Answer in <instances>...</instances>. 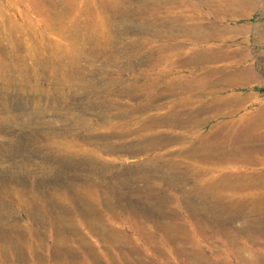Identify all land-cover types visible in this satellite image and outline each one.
I'll use <instances>...</instances> for the list:
<instances>
[{"label": "rangeland", "instance_id": "rangeland-1", "mask_svg": "<svg viewBox=\"0 0 264 264\" xmlns=\"http://www.w3.org/2000/svg\"><path fill=\"white\" fill-rule=\"evenodd\" d=\"M58 1L0 0V46L12 48V54L18 56L14 61L6 54L5 61L23 63L24 78L29 80L21 82L22 67L13 65L2 81L4 88L0 87V264H138L136 254L147 264H264V159L254 157L263 158L264 144H251L259 140L258 131L264 135L262 100L250 101L236 113L251 126L260 122L248 130V143L232 144L238 139L225 126L231 117L228 93L254 90L264 94V0H248L260 6L247 9L249 15L241 9L225 13V0H118L102 15L114 17L116 28L110 30L117 37L113 46L120 48V56L106 62L96 57L82 59L85 73L75 74L66 89L49 90L44 76L40 92L33 87L35 47L67 44L70 39L61 28H46ZM87 2L91 0H77V5L68 0L61 21H71ZM97 2L92 0L90 5L98 15ZM169 2L173 7L167 9ZM123 9L129 11V19ZM200 14L206 15L205 23L201 24ZM194 15L201 20L190 19ZM193 25L198 28L195 34L189 29ZM85 37L82 31L80 45L86 51L97 47L94 39ZM206 46L216 52L210 62L164 57L179 51L187 56L193 47L205 51ZM123 47L138 55L132 70L125 66L129 59L121 54ZM23 55L25 60L20 58ZM118 62L124 65L122 69L116 66ZM210 67L212 72L207 73ZM152 83L157 85L155 92ZM192 83L196 91H185L184 86ZM97 86L100 88L95 89ZM189 97L194 98L192 103L177 105ZM143 103L146 106L135 108ZM176 108L182 111L177 119L193 111L198 112V121L184 127L171 119L162 120ZM149 116L156 119L150 124L153 134L164 136L162 144L147 152L131 151L130 147L145 141L139 136L144 131L136 120ZM130 119L133 121L128 122ZM205 133L209 137H199ZM113 143L121 147L106 150ZM157 153H163L160 159ZM145 158H151L152 164L144 162ZM95 184L101 200L93 198L97 214L87 215L77 195L83 189H94ZM149 185L153 187L148 189ZM120 205L126 211L116 215ZM126 217H133L135 223ZM105 228L116 233L118 241L104 236ZM146 231L155 240L151 244L145 239ZM129 240L134 254L125 247ZM192 240L200 248L198 256H189L192 261L170 249L164 251V258L153 248L159 241L165 246L183 243L196 247ZM56 244L62 249L54 253ZM87 247L94 252L91 262Z\"/></svg>", "mask_w": 264, "mask_h": 264}, {"label": "bare ground", "instance_id": "bare-ground-1", "mask_svg": "<svg viewBox=\"0 0 264 264\" xmlns=\"http://www.w3.org/2000/svg\"><path fill=\"white\" fill-rule=\"evenodd\" d=\"M73 1V5L76 4V1L77 0H71ZM96 1V0H95ZM107 0H99V3L97 4V10H99L98 13L100 14H96L94 12V9L92 8V5H90V3L87 4L85 3V7L84 8H81L80 13H78L79 15H76L75 17L71 18V21L67 22V23H64L62 22L61 20L64 18V12H65V9H66V5L65 3L68 4V0H63V1H58V4H57V11L55 12L54 15L51 16V19L53 20H56L58 21L59 20V24L56 23V21H50L46 24V28H61L62 30H64L65 32L64 33H68L69 36H70V39L67 41L68 43L67 44H59L58 46H49V45H46V46H37L35 47L36 48V55H35V60H36V78H35V82L33 83V87L38 90V91H42L43 88H42V79L43 77L45 76L47 79V83H48V89H57L59 90V87H62L63 89H66L69 84L71 83L72 81V78L73 76H76L75 74H84L85 73V69L83 67V64L81 63V60L82 59H85V61H89V59L91 58H100V61L101 60H104L103 62H106V61H111V60H114L117 56V54L120 56V48L119 47H115L113 46V44H115L116 40H117V37H112L113 36V32L111 31L113 28L112 27H115V21H114V17L112 15H109L108 13V16H104L102 15L104 12H106L107 10H109L110 8H107V7H110L112 5H116L118 0H111L110 2H106ZM120 1V0H119ZM124 1V0H123ZM153 1V0H152ZM220 1V0H217V2ZM221 1H224V0H221ZM52 2V1H51ZM121 2V1H120ZM132 3V1H129ZM216 2V3H217ZM229 2V3H228ZM50 3V2H49ZM62 3V4H61ZM186 3V2H185ZM224 3H226L228 6L227 9H224L222 11H224L225 13H227V10H233L235 13H237L240 9L241 11H245L247 9L251 10V9H257L258 7H260L257 3H250L248 0H225ZM224 3L222 2H219V4H222V5H225ZM121 4V3H120ZM119 4V5H120ZM130 4V3H129ZM194 4V3H193ZM217 4V5H219ZM71 5V6H73ZM77 5V4H76ZM123 5V4H122ZM125 5V4H124ZM123 5V6H124ZM183 5V4H182ZM60 6H62L60 8ZM118 6V5H117ZM185 6V5H184ZM184 6H182L184 8ZM188 6V4H187ZM199 6V5H198ZM126 7V6H125ZM167 9L170 8V7H173V4H171L170 2L167 4V6H165ZM162 8V7H161ZM191 8V7H190ZM189 8V9H190ZM204 8V7H202ZM226 8V7H224ZM152 9V8H151ZM179 9V8H178ZM194 9V8H193ZM129 10V9H128ZM154 10V9H153ZM197 10V9H195ZM111 11V9H110ZM109 11V12H110ZM193 11V10H192ZM252 11V10H251ZM97 12V11H96ZM118 11H116L117 13ZM131 12V11H130ZM154 12V11H153ZM158 12V11H157ZM216 12V11H215ZM230 12V11H229ZM228 12V13H229ZM111 13V12H110ZM115 13V14H116ZM227 13V14H228ZM247 13L248 15L250 14V12L247 10ZM83 14H86V16H84ZM123 14L125 15L126 14V19H129V11H127L126 9H123ZM216 14V13H215ZM214 14V15H215ZM220 14V13H218ZM232 14V13H230ZM240 14V13H239ZM242 14V13H241ZM67 15V14H66ZM201 15V14H200ZM222 15V13H221ZM121 16V15H120ZM119 16V18H120ZM155 16V15H154ZM159 16V14H158ZM202 16V15H201ZM206 16V15H205ZM205 16L203 17L202 16V20L200 18H196V16H191L190 19H192L193 21L194 20H201V24L202 23H205L204 21L205 20ZM217 16V15H216ZM223 16V15H222ZM242 16V15H241ZM245 16H247V14L245 13ZM118 17V16H117ZM136 18L138 16H135ZM219 17V16H218ZM227 17V16H226ZM135 18V19H136ZM156 18V17H155ZM171 18V16H170ZM169 18V19H170ZM217 18V17H216ZM224 18V17H223ZM118 19V18H117ZM116 19V20H117ZM131 19V18H130ZM133 19V18H132ZM131 19V20H132ZM143 19V18H142ZM218 19V18H217ZM220 19V18H219ZM134 20V19H133ZM171 20V19H170ZM187 20V19H185ZM3 21V20H2ZM85 21V22H83ZM122 21V20H121ZM147 21H149L147 19ZM165 21V20H164ZM183 21V20H182ZM171 23L173 21H170ZM183 23V22H182ZM126 24V23H125ZM138 24V22H137ZM140 24V23H139ZM148 24V23H147ZM178 24V23H177ZM241 24V23H240ZM135 25V24H134ZM145 24H143L144 26ZM173 25V23H172ZM245 25V24H244ZM118 26V25H117ZM131 26V25H129ZM154 26V25H153ZM9 27V26H8ZM142 27V26H140ZM145 27V26H144ZM149 26L146 25V28H148ZM6 28V27H5ZM11 28V26H10ZM111 28V30H110ZM150 28V27H149ZM159 28V27H158ZM164 28V27H163ZM151 29V28H150ZM153 29V28H152ZM156 29V28H154ZM190 31L195 34L197 33L198 31V28H196L194 25L192 27L189 28ZM118 30V29H117ZM180 30V29H179ZM82 31L83 33L87 36L85 37L84 39L86 38H91V39H94L95 42L93 41L92 43H94L97 47L93 48L92 50L90 51H86L85 49V46L83 45H80V42L82 41ZM144 31V30H143ZM165 31V30H164ZM170 31V29H169ZM167 31V32H169ZM182 31V30H181ZM184 31V30H183ZM29 32V31H28ZM119 32V31H118ZM23 33V32H22ZM26 33V32H25ZM221 34V33H220ZM199 36H201V33L199 34ZM198 36V37H199ZM24 39V38H23ZM145 37H143L141 40L142 41H145ZM212 39V38H211ZM210 38H207L206 40L210 41L211 40ZM25 40V39H24ZM66 40V39H65ZM140 40V41H141ZM229 40V39H228ZM121 41V40H120ZM147 41V39H146ZM149 41V40H148ZM205 41V40H204ZM212 41V40H211ZM225 41V40H224ZM231 41V40H230ZM11 42V41H10ZM121 42H124V41H121ZM207 42V41H206ZM232 42V41H231ZM23 43V42H22ZM125 43H130V42H125ZM151 43V42H150ZM232 44V43H231ZM147 45V44H146ZM149 45V44H148ZM147 48H149L148 46H146ZM196 47V46H195ZM193 47L191 49V53L187 56H184L186 53L183 52V51H179V52H175V53H170V54H165L164 57H168L169 55H173V56H176V57H184L183 60H186V62H189V63H198V62H210L214 59L215 55H216V52H214L213 50H207V49H210L209 46H206V50H202L201 48H195ZM199 47V46H198ZM154 48V47H153ZM157 48V47H156ZM128 47H123L122 48V55L125 57L124 59H129L127 60V63H126V67L129 68V70H132L134 68V66H136V64L134 63V60L138 55L137 53H129L128 52ZM146 49V48H145ZM13 50H15L13 48ZM12 48L8 49L7 47L3 48L0 46V79H1V83H0V87L3 89L4 88V85L2 81L6 80L7 79V73L8 71L12 68L13 65H16V66H19L22 67L21 68V71H22V81L23 83H27V81H29L27 78H24V75H23V71L25 70V66L23 65V63L19 64V63H8L7 61H5V55L7 54V56H9L10 58L13 57V59L15 58V55L12 54ZM146 51V50H145ZM34 54H32L33 56ZM160 55H162L160 53ZM172 56V57H173ZM154 57V56H153ZM16 58H18V56H16ZM16 58L14 59V61L16 60ZM20 58L22 60H25L26 56L23 55V56H20ZM138 58V57H137ZM152 58V57H151ZM232 58V57H231ZM7 59V58H6ZM154 60V59H153ZM158 60V59H157ZM161 60V59H160ZM222 60V59H221ZM155 61V60H154ZM159 61V60H158ZM24 62V61H23ZM241 62V61H240ZM157 63H155L156 65ZM116 66L119 68L122 69V67L124 65L120 64L119 62L116 63ZM102 67H104V64H102ZM82 68V69H81ZM86 68V67H85ZM212 67H210L207 71V73H211L212 72ZM104 72L106 73V70L103 69ZM145 70V69H144ZM7 71V72H6ZM35 72V71H34ZM108 72V71H107ZM144 71H140V73H143ZM147 72V70L145 71ZM198 73V72H197ZM107 74V73H106ZM139 74V73H138ZM159 75V74H158ZM158 75H155V77ZM199 75V74H197ZM242 75L246 76V73L242 71ZM19 76V75H18ZM26 76V75H25ZM224 76V75H223ZM10 77V76H9ZM152 77V76H151ZM150 77V78H151ZM197 77V76H196ZM148 78V77H146ZM149 78V79H150ZM221 78V77H220ZM144 79V78H143ZM154 79V78H152ZM156 79V78H155ZM154 79V80H155ZM200 79V78H199ZM193 81V80H191ZM199 81V80H198ZM43 82H46L43 80ZM147 83V80L145 81ZM154 82V81H153ZM157 82V81H156ZM206 82V81H204ZM203 82V83H204ZM214 82V81H213ZM219 82V81H218ZM244 82V81H243ZM201 83V82H200ZM217 83V82H215ZM211 84V82H210ZM8 85V84H7ZM110 85V84H109ZM152 85H154V91L155 92L157 90V85L156 83H152ZM172 85V83H171ZM177 85V84H176ZM175 85V87H176ZM185 85V84H184ZM188 85V84H187ZM207 85V84H206ZM145 86V85H144ZM198 86V85H197ZM213 86V85H212ZM212 86L210 88H212ZM10 87V86H9ZM152 87V86H151ZM150 87V88H151ZM180 87V86H179ZM183 87V86H182ZM206 87V86H205ZM96 88H100V86H97L95 87ZM149 88V87H148ZM208 88V87H207ZM208 88V89H210ZM110 89H116L115 86L113 85H110ZM147 88H145V94L148 95V90H146ZM184 89L186 91L189 90V91H196V87H195V84L192 83L190 84V86H184ZM201 89V88H200ZM23 90V89H22ZM199 90V88H198ZM225 90V89H224ZM139 91V90H137ZM136 91V92H137ZM203 91V90H201ZM223 91V90H221ZM150 92H152L150 90ZM217 92V91H216ZM225 92V91H224ZM140 93V91H139ZM196 93V92H194ZM192 94V93H190ZM213 94V93H212ZM226 98V97H224ZM223 98V99H224ZM151 100V99H150ZM222 100V99H221ZM220 100V101H221ZM228 100V99H227ZM230 100V99H229ZM194 101V98L193 97H189L188 99L184 100V101H180L179 103H177V105L181 106V105H186V104H190ZM224 101V100H223ZM233 101V100H232ZM148 102V101H147ZM146 102V103H147ZM203 102V100H202ZM146 103H143V104H140V105H136L135 106H131V108L133 109L134 107L139 110L141 109V107H144L146 106ZM225 104H226V101H225ZM233 104V103H232ZM211 108V107H210ZM135 109V110H136ZM211 110V109H210ZM206 111V110H205ZM182 111L178 110L177 108L175 109L174 112H170L166 115H164L162 117V120H174L173 122H175L174 124L175 125H179V126H188V125H192L194 122H197L198 119L196 118L198 112H193L192 111V114L189 116H186V118L184 119H177V115H180ZM258 115V114H257ZM264 117V116H263ZM262 119V117H259ZM264 119V118H263ZM153 120H156L154 117L152 116H149L147 118H144V119H140V120H136L137 123H141V126L143 128V131L144 133H139V136H142L143 140H145L143 143L141 142V145H139L137 148L134 147V149H132L130 147V150L133 151V150H139V151H143L145 149V152H147V150L150 149V147L152 148V146H159L160 144H162L163 142V139L164 138H161V137H164V136H156L153 134L152 132V129H153V126H151V121ZM130 121H133V120H129L128 122ZM259 122V121H258ZM260 123V122H259ZM258 123V124H259ZM257 124V125H258ZM255 125V126H257ZM117 132V131H116ZM115 133V132H114ZM221 133V132H220ZM241 133V132H240ZM222 135V133H221ZM195 136H198V133L195 131ZM220 136V135H218ZM199 137H201L202 139H205L207 137H209V133H205L204 135H199ZM181 138V137H179ZM183 138V137H182ZM162 141V142H161ZM140 143V142H139ZM165 143V142H164ZM203 144V143H202ZM205 144V143H204ZM207 144V143H206ZM209 144V143H208ZM121 147L120 143H113L111 145H108L106 150H113L115 149L116 147ZM223 146V145H222ZM227 146V145H226ZM201 147V145H200ZM213 147V146H212ZM220 147V146H219ZM194 148V147H193ZM217 148V147H216ZM224 148V146H223ZM222 148V149H223ZM228 148V146L226 147V149ZM40 149V148H39ZM117 149V148H116ZM196 149V148H195ZM194 149V150H195ZM221 149V148H220ZM54 150V149H53ZM59 150V149H58ZM184 150V149H183ZM209 150V149H208ZM211 150V149H210ZM198 151V149L196 150ZM196 151L194 152L192 150V153H196ZM200 151V150H199ZM239 151V149H238ZM66 152V151H65ZM77 152V151H76ZM94 152V151H93ZM216 152V151H215ZM220 152V151H219ZM231 152V150L229 151ZM158 155H156V157L158 159H160V157L158 156H161V154L163 153H157ZM203 154V153H202ZM209 154V153H208ZM214 154V153H213ZM216 154V153H215ZM224 154V153H223ZM227 154V153H226ZM218 153L216 154V158L217 157ZM228 155V154H227ZM200 156V155H199ZM202 156V155H201ZM212 156V155H211ZM220 156V155H219ZM222 156V154H221ZM163 157V156H162ZM205 157V156H204ZM208 157V156H207ZM213 157V156H212ZM215 158V157H214ZM213 158V159H214ZM227 158V157H226ZM146 159V158H145ZM206 159V158H205ZM208 159V158H207ZM231 159V158H230ZM248 160V159H247ZM151 158H148L146 159L144 162H147L148 164H152L151 163ZM158 161V160H157ZM171 161V160H169ZM221 161V160H220ZM212 162V161H210ZM184 164V163H183ZM169 165V164H168ZM174 165V164H173ZM182 165V164H181ZM180 165V166H181ZM186 165V164H185ZM184 165V166H185ZM161 166V165H160ZM163 166V165H162ZM191 166V165H190ZM190 166H188L190 168ZM141 167V166H140ZM165 167V166H164ZM167 168H169V166H167ZM174 168H176L174 166ZM180 168V167H179ZM158 169V168H157ZM166 169V167H165ZM168 170V169H167ZM178 170V169H177ZM171 171V170H170ZM207 171V170H206ZM200 172V171H199ZM205 172V171H204ZM155 173V172H154ZM164 173V172H163ZM189 173V172H188ZM197 173V172H196ZM195 173V174H196ZM128 174V173H127ZM169 174V173H168ZM201 175V174H200ZM222 175V174H221ZM191 176V174H190ZM196 176H199L196 175ZM222 177V176H221ZM221 177L220 180H221ZM140 179L142 180H145L146 179V176H139ZM163 178V177H162ZM228 179V177H226ZM203 179V178H202ZM243 179V178H242ZM187 180V179H186ZM216 180H219V179H216ZM231 180V178L229 179V181ZM234 181V179H232ZM231 180V181H232ZM224 181V180H222ZM238 181V180H237ZM241 181V180H240ZM95 182V181H94ZM202 182V181H201ZM228 182V180L226 181ZM250 183V182H249ZM222 184V183H221ZM236 184V182H235ZM246 184V183H245ZM214 185V184H213ZM225 185V184H224ZM223 185V187H224ZM231 186V184H229ZM250 185V184H249ZM234 186V184H233ZM240 186V185H238ZM244 186V185H243ZM241 186V187H243ZM153 187L152 185H149L147 186V188H151ZM246 187V186H245ZM113 188V187H112ZM230 188V187H229ZM235 188V187H233ZM108 191L107 192V195L111 194V191H109V188L107 189ZM143 191V190H142ZM101 191H99L97 189V186L95 184L94 186V189H90V190H86V189H83L82 190V193L80 195H77L78 198H80V204L82 206V209L84 212H86L87 215H93L94 213L97 214V210H96V206H95V202L93 201V198L96 197L97 199L99 198V193ZM188 193V192H187ZM190 193V192H189ZM192 194V193H191ZM146 196V195H144ZM166 197V196H165ZM205 197V196H204ZM104 199V198H102ZM99 200H101V198H99ZM234 201V200H233ZM125 206V205H124ZM124 206L123 205H120L121 207V211H118L117 209L115 210L116 211V215L118 214H122L123 212H125L126 210L124 209ZM258 208V205L256 206ZM261 207V206H260ZM259 207V209H260ZM198 208V207H197ZM121 212V213H120ZM132 214V213H131ZM160 216V215H159ZM127 220H129L131 223H135V219L133 217H126ZM95 222H98L99 219L98 218H94ZM101 220H104V219H101ZM102 224V223H101ZM100 224V225H101ZM251 225V223H249ZM169 225V224H168ZM166 225V227L168 226ZM248 225V224H247ZM107 226V225H106ZM172 226V225H171ZM171 226L169 227L170 230H173L171 228ZM100 227V226H99ZM142 227V226H141ZM165 226H161V228H159L161 231H165ZM177 227V226H176ZM248 227V226H246ZM144 229V227H142ZM141 228V229H142ZM142 229V230H143ZM243 231V229H241ZM240 230V231H241ZM145 231V229H144ZM103 235L108 237H115V239H112L111 241H118V236L116 233H114L113 231L111 232L109 228H105L103 230ZM144 233V232H143ZM147 231L145 232V239L151 244L152 242H154L155 240H153L152 238H150L149 236L146 235ZM251 233V232H250ZM252 235V234H251ZM230 236V235H229ZM80 239V238H79ZM254 239V238H253ZM233 240V239H232ZM164 241V240H163ZM189 241V240H188ZM165 242V241H164ZM164 242L162 241H159V242H156V244L153 246V248H155L160 254L162 257L166 256L165 252H168V249H170L171 251L173 252H177L179 254L180 257L182 256H185L186 258L188 259H191L189 256H192V257H196L198 256L197 252L198 250L200 249L198 246H197V243L195 242V240H192V244L196 247H191V248H188L186 247L185 245H183V243H168L167 246H165ZM57 243V242H56ZM124 244V243H123ZM122 244V245H123ZM136 244V243H135ZM126 248L128 251H130V253L134 254L135 252V249L133 247V243H132V240H129L126 244H125ZM136 246V245H135ZM239 247V246H238ZM88 248V247H87ZM232 247H230L231 249ZM62 249V246L59 245V244H56L55 247H53V252L56 253V252H59V250ZM64 251V250H63ZM87 254H88V261L91 262L92 260H94V252L91 248H88L87 249ZM134 252V253H133ZM75 254V253H74ZM73 254V255H74ZM136 258H135V261L138 263V264H147L146 261L144 260V257H142L141 255H135ZM165 258V257H164ZM198 260V259H197ZM180 261V260H179ZM178 261V263H179ZM192 261V259H191ZM200 261V259H199ZM77 262V261H76ZM202 262V261H201ZM207 263V262H206ZM209 263V262H208ZM124 264V263H123ZM128 264V263H127ZM251 264H258V262H254L252 261Z\"/></svg>", "mask_w": 264, "mask_h": 264}, {"label": "crops", "instance_id": "crops-1", "mask_svg": "<svg viewBox=\"0 0 264 264\" xmlns=\"http://www.w3.org/2000/svg\"><path fill=\"white\" fill-rule=\"evenodd\" d=\"M242 83V82H241ZM239 82L236 84L238 85ZM227 97L230 98V107H231V110H230V113H231V117H230V120H227L226 121V124L225 126L230 129V133H231V137L232 138H236L238 140L232 142V144L234 143H238L239 141H242L240 144H242L243 142L245 143H248V140H249V132L248 130L251 128H255V126H251L248 124V122H244L243 119H240L239 117H237L236 113L238 112V107L242 106L244 107L247 103H249L250 101H254V100H262V103H263V107L261 109L264 108V94H261L259 91H251V92H233V93H228L227 94ZM235 98H239L240 99V103L241 104H238L239 102L237 103H234L232 104V99H235ZM228 106V105H227ZM260 109V110H261ZM233 113H235L234 115V119H233ZM228 122H230V124H228ZM246 123V124H245ZM264 127V126H263ZM239 129H242L241 130V133H242V139L240 138L239 140V137H238V133H239ZM264 131V129H263ZM262 132V131H261ZM261 132H257V139L259 140H253V142L251 144H254V145H263L264 144V141H261L260 138L261 137H264V135L261 133ZM262 134V135H261ZM254 157H256V159L258 160H263L264 159V156L263 158H259L257 155H255Z\"/></svg>", "mask_w": 264, "mask_h": 264}]
</instances>
